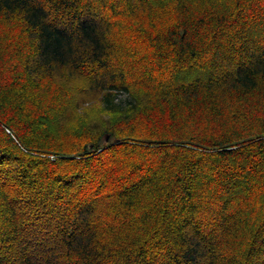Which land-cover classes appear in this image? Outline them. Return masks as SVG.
Returning a JSON list of instances; mask_svg holds the SVG:
<instances>
[{"label": "trees", "instance_id": "trees-1", "mask_svg": "<svg viewBox=\"0 0 264 264\" xmlns=\"http://www.w3.org/2000/svg\"><path fill=\"white\" fill-rule=\"evenodd\" d=\"M2 24L0 264H264V0H0Z\"/></svg>", "mask_w": 264, "mask_h": 264}, {"label": "rangeland", "instance_id": "rangeland-1", "mask_svg": "<svg viewBox=\"0 0 264 264\" xmlns=\"http://www.w3.org/2000/svg\"><path fill=\"white\" fill-rule=\"evenodd\" d=\"M20 27L21 26L16 27L15 25H12V26L11 25H5V24L0 25V47L6 45L8 43V40L12 36H13V44L12 45L17 46V49H20L23 44L25 46V42L22 39L24 37V33ZM14 36H20V39L22 41L19 39L20 42L17 43L18 40L15 41ZM151 82L159 83L160 81H159V79H156L155 81L152 80ZM81 83L82 82L79 81V82H76L75 84H71V83H67L66 85L63 84V86H64L63 88H68V87L73 88L74 87V89L72 90V91H74L75 87L77 89L78 85H81ZM88 102L86 104H82V105L78 106V108L87 109V112L91 116H95V115L99 114V109H97L98 107L96 105H93V102H90V103H88ZM78 108H76L75 112L72 114L73 117L69 118L68 122L66 123L67 125L73 126V124L76 123L77 117L81 115V112L78 110ZM159 119H160V117H159Z\"/></svg>", "mask_w": 264, "mask_h": 264}]
</instances>
